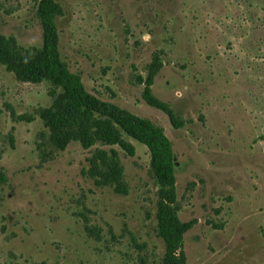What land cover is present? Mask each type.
<instances>
[{"label": "rangeland", "instance_id": "obj_1", "mask_svg": "<svg viewBox=\"0 0 264 264\" xmlns=\"http://www.w3.org/2000/svg\"><path fill=\"white\" fill-rule=\"evenodd\" d=\"M54 1L56 52L84 92L149 120L170 142L171 209L180 222L194 220L181 238L185 264H264V0ZM0 34L41 47L33 0H0ZM154 54L162 66L151 92L186 121L181 128L135 84ZM48 90L0 63V264H163L150 155L122 130L130 117L89 101L131 156L101 140L60 150L37 116L51 103ZM98 152H115L126 194L90 176ZM85 219L98 235L85 232Z\"/></svg>", "mask_w": 264, "mask_h": 264}, {"label": "trees", "instance_id": "obj_2", "mask_svg": "<svg viewBox=\"0 0 264 264\" xmlns=\"http://www.w3.org/2000/svg\"><path fill=\"white\" fill-rule=\"evenodd\" d=\"M35 15L42 27V44L38 49H24L18 45L13 37L0 34V63L5 69L14 74L21 81L49 84L48 96L51 100L49 107L41 108L37 116L50 130L51 143L63 150L69 141H78L83 148L93 145L95 140H101L108 145H116L129 156L133 155V146L124 141L117 128L110 119H100L94 115L93 105L108 107L130 117L131 125L146 130L150 135L147 140L133 127L122 126V130L131 138L146 146L150 155V171L157 187V226L158 233L165 245L163 264H185L181 250L182 235L190 230L194 220L180 222L171 205L175 202L173 163L176 160L165 137L163 129L147 119H140L129 115L124 110L104 104L91 98L84 92L76 75L69 72L66 65L59 60L56 52L57 36L52 19L59 13V6L54 0H33ZM162 66L158 55L154 54L145 68L146 76H137L135 84L143 85L141 98L144 103L161 111L173 128H181L186 121L173 109L170 103L161 101L151 92L155 75ZM164 159H162V158ZM105 166L104 171H98V165ZM89 174L96 177L98 186L112 184L117 194L127 193L122 180L123 170L115 152L108 157L104 152H98L90 161ZM5 176L0 172V182ZM175 231V241L170 228ZM84 230L91 236L98 235V230L84 220ZM179 243L176 246L175 243ZM180 250L179 254L176 251Z\"/></svg>", "mask_w": 264, "mask_h": 264}]
</instances>
